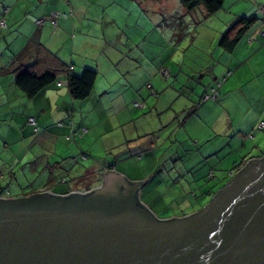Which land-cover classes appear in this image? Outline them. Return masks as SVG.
I'll use <instances>...</instances> for the list:
<instances>
[{
	"label": "crops",
	"instance_id": "0c3cea01",
	"mask_svg": "<svg viewBox=\"0 0 264 264\" xmlns=\"http://www.w3.org/2000/svg\"><path fill=\"white\" fill-rule=\"evenodd\" d=\"M90 1L93 0H0V17L3 8H7L6 26L0 29V136L8 139L20 136V133L25 134V129L31 130L33 134H37L39 140L46 143L43 150L48 151L43 155V158H40L41 155L35 157V154H30L32 155L31 163H29L30 170L34 174H40L41 183L37 188L33 186L29 193L49 191L57 195H64L72 191L87 192L101 185L103 174L107 170L117 171L132 182L144 181L140 176L141 169L139 168L142 167L148 171V165L153 162L152 159L146 158L148 154L145 147L152 149L157 140L150 137L148 138L150 142L146 144L143 141L134 144L136 142L134 140L149 135L156 130L155 128L157 131L162 128L166 130V127L175 123L184 112L188 121L196 117L209 120L216 113L210 124H213L214 135L221 136L225 140L220 144L221 148L219 149L225 147L229 149L232 138L243 141V148L246 147L247 142L254 141L255 135L253 139H250L249 135L255 131L260 114L252 119H245L246 116L243 114L233 117L231 120V116L225 118L224 107L228 102L226 94L228 84H235L233 87H238L249 83L252 92L259 91L258 98L256 94H247L244 97L247 102L261 101L264 95L261 94L264 91V39L259 37L251 43L247 41V38L259 26V19L264 17V0H223V5L225 2L230 3L232 9L227 8L229 11L234 9V4L245 1L246 6H243V9L234 10L237 13L234 14V17L250 18L255 16L257 20L250 27H254V29L250 33H245L246 36L244 34V38H241L232 52H225L219 46L214 48L215 39L211 40L210 47L207 48L204 46V44L207 46V41L190 38L187 44L192 47L193 54H198L202 60L198 63V59H194L193 64L185 73L183 66L187 51L183 45L186 42H183L184 38L180 30L176 31L177 38L174 47L163 42L164 39L160 37L158 44L166 46H158L159 52H153L149 36H142L137 43L132 41L126 30L128 29L127 23L123 24V30L111 31L113 23L111 19L105 20L104 22L107 23L99 27L90 24L91 21L84 20L83 13L87 12L90 7ZM145 1L136 0L140 5H145ZM252 1H260L261 4L255 8L252 6ZM157 3L159 9L168 8L165 12L168 14V21L178 27L179 23L173 18L170 11V3L166 0H157ZM261 7L263 9H260ZM196 9L206 16L201 7L192 11H186L182 7L179 11L187 15L194 13ZM70 10L72 15L65 18H55L51 15L54 12L66 14ZM233 20L234 18L226 25H230ZM37 21L42 23L37 24ZM115 27L118 28V26ZM95 28L99 29L98 34H96ZM262 28L264 30V27ZM143 43L147 48L143 46ZM133 44H136L137 47L140 45V47L133 51L131 47ZM119 45L123 46L121 51ZM246 49L251 52H246ZM147 53L154 54L160 64L153 68L149 67L146 62ZM161 57L164 62L160 60ZM253 61L256 62V66H259L258 62L263 64L262 68L256 70L252 66ZM93 65L97 76L90 96L80 101L73 100L67 87V72L80 75L83 69H92ZM248 65L250 72L245 69ZM27 67L35 74L52 72L57 77L56 81L43 88L32 98H28L14 83L15 71ZM228 72L230 75L217 87V83L221 82ZM235 81L236 83H234ZM195 82L198 87H202L198 92L202 93V96L217 88L214 101H210V99L194 107L198 97L195 86L192 85ZM182 87L183 89H181ZM248 91L250 90L248 89ZM181 99L185 101L184 104L177 103ZM136 101L141 106L136 107L134 105ZM109 112L112 115L116 114L117 119L121 115V118H124L134 129L132 133L135 135L142 131L140 136H131L133 138L127 141H132V143L130 142L131 144L126 146L127 150L133 149L138 155L143 154L142 157H145V161L142 166L128 161L127 164L129 162L130 164L126 165L124 169H118L117 164L105 165L101 160L95 158L96 155L92 148L100 139H107L104 133L98 129V125L109 123L106 120V114ZM28 117L36 119L37 131L28 124ZM68 120L73 121L76 127H86L87 132L81 137H76L69 133L67 127L56 126L58 121L66 122ZM202 123L208 124L209 122ZM151 125H155V127L153 128ZM105 131L110 135L113 128ZM206 142H209L206 138L204 143H200L195 138L196 146L191 144L190 147H196L195 152L199 154L205 149L203 146H207ZM129 146L133 147L129 148ZM50 150L53 151L52 158H49ZM80 155H85L86 158L83 159V164L76 165L78 163H74L72 158ZM257 156H253V158ZM253 158L250 157V159ZM182 159L184 158H181L178 163L175 162L174 165L180 166L181 171L185 169ZM59 170L68 173L67 175L70 174L71 180H68L64 175L61 178L57 175L54 176L55 172ZM183 172H187V170ZM2 178L4 176L0 173V179ZM63 178L64 182H62ZM98 178L99 180H97ZM95 182L97 184L92 186ZM150 183L151 179H147L138 188L137 199L149 210L151 209L152 213H156L153 205L160 201V196L154 194V199L148 200L146 194H149V191L146 187ZM220 185V180H217L205 192V186L197 185L200 193V200L197 201L199 206L200 202L209 199ZM65 186L71 187L70 190H64ZM3 190L0 188V193L10 197V194L4 193ZM26 194L28 193L23 195ZM17 196L19 195L14 197ZM183 196V193L180 192V197ZM192 211L194 210L183 211L179 217L189 215Z\"/></svg>",
	"mask_w": 264,
	"mask_h": 264
},
{
	"label": "water",
	"instance_id": "95a60500",
	"mask_svg": "<svg viewBox=\"0 0 264 264\" xmlns=\"http://www.w3.org/2000/svg\"><path fill=\"white\" fill-rule=\"evenodd\" d=\"M145 181L107 170L87 192L0 197V264H264V157L188 216L156 218Z\"/></svg>",
	"mask_w": 264,
	"mask_h": 264
},
{
	"label": "rangeland",
	"instance_id": "374dc122",
	"mask_svg": "<svg viewBox=\"0 0 264 264\" xmlns=\"http://www.w3.org/2000/svg\"><path fill=\"white\" fill-rule=\"evenodd\" d=\"M166 1L170 3L169 5H171L170 11L173 18L179 23L178 27L168 21V14L165 13L168 8L159 9V2L157 3V0H146L145 5L138 4L136 0H93L90 1L91 4L87 9V12L83 13V18L86 21H91L89 23L97 27L105 25L107 22L104 21L111 19L113 21L111 31L123 30V24L127 23L128 29L126 30L132 41L137 43L140 41L142 36H149L150 47L153 52H159L157 49L158 46H166L158 44V38L160 37L164 39L163 42H166L169 46L174 47L176 45L174 42L177 38L176 31L180 30L184 38L183 42H186L183 45L187 51L185 65L183 66V72L185 73L188 71V68L191 67V64H193L194 59H198V63L202 60L198 54H193L192 47H189L187 44L190 38L196 39L197 41H199V39H201V41H207V46L204 44L207 48L210 47L209 45L211 40L215 39L213 47H217L220 34L223 33L229 26L226 25V23L232 18L235 20L237 18L234 17V14H237L236 11H240L243 9V6H246V2L242 1L240 4H234V9L229 11L227 8L232 9L229 5L230 3L225 2L219 11L209 16H203L199 9H196L194 13L184 15V12L180 13L179 11V9L183 7L179 0ZM251 3L255 8L261 4L260 1H252ZM183 9L185 8L183 7ZM115 26H118V28ZM253 29L254 27L250 28L246 34L248 32H252ZM95 30L97 32L96 34H98L99 29L95 28ZM250 36L247 41L249 38H252L253 35L251 37ZM154 41L156 42L154 43ZM143 46L147 48L144 43ZM131 47L134 51L136 48H139L140 45L137 47L136 44H133ZM122 48L123 46L119 45L120 51ZM245 51L251 52V50L248 51V49ZM147 52H149V50H147ZM147 55L146 62L149 67L153 68L160 64L154 54L150 53L149 55V53H147ZM160 60L164 62L162 57ZM255 64L256 62L253 61L252 66L256 70L262 68L263 64L259 62V66H256ZM94 68L95 67L93 65L92 69ZM245 69L247 72H250L249 65L246 66ZM163 76L166 77L164 73ZM182 80H184L183 77ZM254 80L257 81V79ZM234 83H236V81ZM192 85L195 86L198 94L197 101L195 102L196 104L194 105V107H197V104L198 106L200 105L199 99L202 97V93L199 94L198 92H200L199 90H201L202 87H198L196 82L195 84L192 83ZM233 86H235V84H228L226 90L228 102L224 107L225 118L231 116L232 120L233 117L245 114V119H252L260 114L259 121H264V95L261 101L254 100L247 102L244 99L247 94H256V97L258 98L260 95L259 91L255 90V92H252L249 83H245L238 87ZM181 89H183V87ZM248 89L250 91H248ZM261 94H264V91H262ZM180 101L181 103H179ZM180 101L177 103H185L182 99ZM210 101H214V99L211 98ZM106 116V120L109 123L99 124L98 129L104 133L107 139H100V141L92 148V151L96 155L95 158L101 160L102 164L105 165L109 164L112 166L117 164L119 166L118 169H124L126 165L130 164V162L127 164L128 161L142 166L145 161V157H142L143 154L138 155V153H135L133 149L127 150L126 148V146L132 143V141L127 140L133 138L131 136L135 137L139 135L142 131H139L140 133L136 135L132 133L134 129L130 127L124 118H121V115L118 116V119L117 115H112L111 112L107 113ZM215 116L216 113L213 114L212 118L209 120H205L202 117L198 119L196 117L193 118V120L188 121L187 115L184 112L181 114V117L175 121V123L168 125L166 130L162 128L157 131V128H155L156 130H154L156 132L152 131L149 135H145L141 137V139L139 138L134 140L136 141L134 144L141 143L138 141H143V143L146 144L147 142H150V140H148L150 137H153V140H157L155 147L152 149H149L147 146L145 147L146 153L148 154L146 158L153 160V162L148 165V171H145L142 167L139 168L141 169L140 176H142V180L145 181V179H151V183L146 187L149 191V194H146L148 195V200H153L154 194L160 196V201L153 205L154 212H156L153 214L156 218H176L181 216L183 211H195L197 208L205 206L211 198L209 200L207 199V201L206 199L202 200L200 202L201 206L199 207V203H197V201L200 193L197 185L205 186V192V190L213 185L217 180H220V182H223L224 184L229 179L228 173L234 168L235 164L240 163L242 160L247 158L259 155L264 149V128L261 131L255 132L254 141L247 142L246 147L244 148L242 145L243 141L232 138L229 149L227 147L219 149L221 148L220 144L225 140L221 136L214 135L215 133L212 131L213 124L210 123ZM202 122L209 123L204 124ZM136 125H138V123H136ZM151 127L154 128L155 125H151ZM112 128L113 132L109 135V132H106L105 130ZM18 129L19 131L21 130L20 127ZM28 131L29 133L27 134ZM28 131L25 129V134L20 133V136H13L8 139L0 136V173L4 176V178L0 179V188L4 189V193L10 194V197H14L16 195L21 196L24 193H29L33 186L34 188H37L38 184L41 183L39 177L40 174H34L30 170L29 163H31L30 159L32 158V155L35 154V157L41 155L40 158H43V155L48 151L43 150L46 147V143L39 140L37 134H33L31 130ZM195 138H197L200 143H204L205 138L209 141L205 143L207 146H203L205 149L199 154L195 152L197 149L196 147H190L191 144L196 146L194 144ZM250 139H253V137H250ZM130 147L133 146H129V148ZM52 152L53 151L50 150L49 158H52ZM181 158H184L182 159V163L185 165V169L182 171L180 166H174L175 162L178 163ZM83 162L84 161L80 159L76 165H81ZM186 170L187 172H183ZM210 170L214 173L213 177L209 175ZM67 174L68 173H64L59 170L55 172L54 176L57 175L61 178L62 175H64L68 180H71L70 174ZM97 180H99V178ZM94 184H97V182L93 183L92 186ZM70 188L71 187L65 186L64 190H70ZM180 192L183 193V197H180ZM151 212L153 211L151 210Z\"/></svg>",
	"mask_w": 264,
	"mask_h": 264
},
{
	"label": "trees",
	"instance_id": "16d2710c",
	"mask_svg": "<svg viewBox=\"0 0 264 264\" xmlns=\"http://www.w3.org/2000/svg\"><path fill=\"white\" fill-rule=\"evenodd\" d=\"M180 3L183 5V7L188 10L192 11L197 7H201L206 16H209L211 14H214L215 12L219 11L223 6V0H179ZM262 9V7L260 8ZM7 14V8H3L2 16L0 17V20H4V26H6L5 22V16ZM65 14V13H60ZM72 11L70 10L68 13L65 14L64 18L66 16H71ZM61 18V17H60ZM257 18L254 17H245L240 16L237 17L229 26L228 28L220 34L218 39V46L225 52H232L235 48V46L238 44V42L241 40L243 35L248 31V29L256 22ZM263 21L264 17L262 16L259 19V26L263 27ZM257 27L254 31V33L251 35L252 38H249L248 42L251 43L254 41V39H258L259 36L256 35V32L258 30ZM3 27H0L3 28ZM250 36V37H251ZM264 39L263 37H260ZM248 39V38H247ZM67 87L69 90V94L73 100H84L88 98L92 92V89L94 87V82L97 76V72L94 69L91 68H85L81 72L80 75H75L73 73L67 72ZM230 75V72L226 74V76L222 79L221 82L217 83V87L221 85V83L227 79V77ZM56 75L52 72H45L42 74H35L33 71H31L28 67L27 68H20L15 71L14 76V83L17 86V88L28 98H32L35 96L39 91H41L46 86L50 85L54 81H56ZM217 89V88H216ZM216 89H212L211 92L205 93L200 101L199 104L204 102L203 99L205 95H211L212 91H215ZM217 94H215L216 96ZM216 98V97H215ZM214 98V99H215ZM210 100V99H208ZM137 102V101H136ZM29 118V117H28ZM28 121V119H27ZM37 122V121H36ZM264 128V121H259L255 127V131L249 135V137H254L255 132L261 131ZM264 157V149L261 151V153L253 158H247L242 160L240 163H237L232 170L228 173V180L223 184L221 183L220 187L216 189L214 194L210 197L212 198L216 193L236 174L238 173L244 166H246L249 162L256 160H261ZM251 160V161H250ZM213 171H209V175L213 177ZM34 193V192H32ZM31 194V193H28ZM26 194V195H28ZM68 194V193H66ZM18 197V196H17ZM209 198V199H210ZM208 199V200H209ZM207 201V200H206ZM201 206V205H200ZM199 206V207H200ZM204 207V206H203ZM200 208H197V210L192 211L191 214L198 211ZM188 216V215H187ZM168 219V218H167Z\"/></svg>",
	"mask_w": 264,
	"mask_h": 264
},
{
	"label": "built area",
	"instance_id": "2783aa9c",
	"mask_svg": "<svg viewBox=\"0 0 264 264\" xmlns=\"http://www.w3.org/2000/svg\"><path fill=\"white\" fill-rule=\"evenodd\" d=\"M51 15L53 17H55V18H60V17H64L65 16V14H60L58 12H54ZM41 23H42L41 21H37V24H41ZM4 25H5L4 24V20L1 19L0 20V27H3ZM262 26L264 27V21H263V25ZM256 35L259 36V37H263L264 38V30H263L262 27L258 28V30L256 32ZM215 94H216L215 91H212L211 95H209V94L205 95L203 101H206V100L211 99V98L214 99L215 98ZM134 105L136 107L141 106V104H139L138 102H135ZM27 122H28V124L30 126H32L34 128L35 131H37L38 126H37L36 119L34 117H29ZM56 126L59 127V128L67 127L69 129V133L71 135H73V136H76V137H81L82 135H84L87 132V128L86 127H82V126L76 127L74 125L73 121H71V120H68L66 122H57ZM85 158H86L85 155H80L79 157H73L72 161L74 163H77L80 159L83 160ZM64 181H65V179L63 178L62 182H64ZM0 197H7V195H3V193H0Z\"/></svg>",
	"mask_w": 264,
	"mask_h": 264
}]
</instances>
